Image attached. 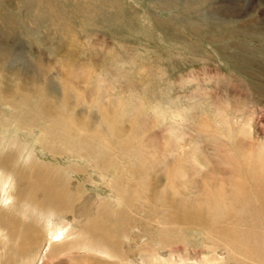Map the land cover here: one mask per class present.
<instances>
[{
    "label": "rangeland",
    "instance_id": "374dc122",
    "mask_svg": "<svg viewBox=\"0 0 264 264\" xmlns=\"http://www.w3.org/2000/svg\"><path fill=\"white\" fill-rule=\"evenodd\" d=\"M32 1L6 0L7 4L0 0L1 49L10 46L7 51H12L14 54L10 59L17 57V62L25 67L27 65L31 68L30 63L41 67L46 65L45 67L50 71L47 77L51 78L46 77L47 82L57 83L60 88L61 82H64L68 89L74 90L75 92L72 93L79 96V101L72 105L69 104L70 101L67 102L70 111L73 109L77 112L84 106L92 110L99 109L103 118L99 122L100 125L89 131L90 135L94 136L93 139H97V135L100 138L105 137L106 140L111 139L113 134L118 133L121 136L116 137V143L111 145L112 153L105 152L101 148L100 151L97 150L103 153L101 155L109 154L107 158L111 157L112 165L109 166L108 180L105 173L95 171L86 165L83 158L79 157L80 154L75 153L77 151L53 154L35 142L32 151L35 158L31 161L33 164L36 162L37 165L44 166L47 171L30 187L27 188L28 184L21 187L22 193L32 199L25 196L23 199L18 198V195L15 197L16 192L13 199L15 201L28 199L31 205H34V202L39 205L36 200L39 197L35 196L36 198L33 199L32 195L35 194L26 193L25 190L42 193L44 181L58 183L63 191L72 194L71 198L68 197L73 199L72 203L70 200L68 202L71 204L70 209L59 212L49 203L51 207L46 205L44 209L39 205L40 209L37 208L39 211H35L36 207L30 206V212L35 211L34 217L41 223L38 226L36 222L37 227L42 228L43 221L63 220L69 221L71 229L75 228L79 231L90 233L97 229L103 230L109 236L115 232L113 235L116 237L122 235L124 240V244L117 246L116 250L130 259L125 264H140V262L142 264V260L158 253L165 257L171 256V259H179L182 257L181 254H187L190 260L195 261L204 253H214L212 247L218 248L217 252L220 253V257L227 259L226 263L234 261L233 258L246 248L243 246L245 241L253 243L254 234L260 236L259 224L248 220L244 222L245 225L235 222L227 225L225 221H221L217 225H223L222 227H210L217 237L221 238L226 228L239 240L233 244L234 253L230 256L224 242L220 241L222 245H217V238L208 236V227H202L203 225L197 220L206 222L207 219H211L216 222V219L222 218L223 215L235 212L238 214L237 217L242 216L244 220L252 219L255 215L254 208L258 207L259 210L260 204L264 205L262 200L264 199L262 197L264 195V96L254 89L257 83L258 86L264 84V37L262 40L256 39L257 37L246 39L249 41L247 49L250 48L251 51H247L249 58H253V55L254 59L258 57L255 62L251 60L246 62L242 54L244 50L232 46L231 42L234 39L211 41L209 35L212 32L206 31L204 35H194L187 28L176 30L180 29V26L172 19L175 11L155 10L150 0ZM247 1L252 3L251 0H246L245 5L249 4ZM224 2L221 0L214 5ZM262 4L264 5V2ZM251 5L246 8L247 12H244V16L250 17L247 23L251 22L252 29L259 30L263 34L264 13L262 9L254 10ZM242 18L239 17L236 22H240ZM163 20L169 21L170 26L160 25ZM10 25L15 27L17 35H11L14 31L10 29ZM240 54L241 57H238ZM90 70L93 79L87 78ZM68 71L69 73L74 71L72 78L75 74L78 78L71 79L72 81L67 79ZM94 79H100L101 85L93 83ZM100 90L107 91L108 94L103 93L102 97L99 93L97 97L95 91L101 92ZM109 96L111 103L104 105ZM59 111L56 113L58 115H55L59 119H64L65 113L60 115ZM108 114L111 115L107 116ZM179 114H182L183 118ZM107 117L111 118L105 119ZM83 121L88 125L91 118L87 115ZM85 124L81 125V128L87 136L88 126ZM77 128L73 127L74 130L81 131ZM18 132L16 135L24 143L31 142L32 136L29 133ZM24 137H27V141ZM132 163L141 170L139 177L134 175L133 170L132 173L128 171ZM19 165L25 167L22 158L18 161L17 167ZM232 169L241 172L246 187L247 196L245 195L246 198L242 196L245 199L237 202L238 207L233 205L236 207L234 208L231 205L230 208L225 204L221 206L219 200H216L211 214L198 210V214L203 212L202 215L207 216L202 220L194 218L191 224L195 226L188 225V228L191 231L203 232L195 234L188 241L183 239V234L178 230H174L175 233L168 228H164L166 232L162 230L165 222L168 223V227L172 224L174 227L176 225L172 223L168 214L177 210L172 209V205L165 202L166 199H163L165 195L179 194L191 202L203 199L204 193L205 196L215 194L214 198L222 195L229 202L234 200L233 197L238 195L240 188L237 182L238 186L236 185L235 188L239 190L234 191L236 180L232 178L234 177L231 174ZM19 184L21 185L20 180ZM130 188L138 191L148 190L152 202L144 199V192L138 194ZM150 188L153 190L151 191ZM230 189L235 192L234 196ZM119 196L120 200L122 198L124 200L120 201ZM246 199V202L250 203L248 209L245 207L247 203H242ZM127 200L131 201L130 206L126 204ZM259 200L260 203L257 202ZM232 208L234 210H231ZM55 211L57 213H54ZM44 214L48 217L46 218ZM116 221H119L118 224ZM136 225H139L141 230ZM91 226H94V229ZM131 226L134 228L131 229ZM125 228L130 230L128 239L124 238L123 233L121 234V230ZM118 229L120 232H117ZM165 234H172V238L184 241H174L166 245L163 242V240L167 241ZM107 241L109 240L104 238L103 245L111 248V243ZM141 244L145 246L143 249ZM18 247L19 245L8 250L9 256H15L17 261L12 263L8 259L4 261L5 264H19L23 255L28 253L19 250ZM79 255L81 258L90 256L88 261L90 263L87 264L107 262L103 261L104 258L101 256L92 258L89 253ZM59 262L75 264L69 255L65 261H47L45 264ZM0 264H2L1 260ZM232 264L236 263L232 262Z\"/></svg>",
    "mask_w": 264,
    "mask_h": 264
},
{
    "label": "bare ground",
    "instance_id": "6f19581e",
    "mask_svg": "<svg viewBox=\"0 0 264 264\" xmlns=\"http://www.w3.org/2000/svg\"><path fill=\"white\" fill-rule=\"evenodd\" d=\"M9 1L11 2L14 0H9ZM30 1H32V0H30ZM219 1H221V0H150V2H151L150 4H152V8L155 10H168V11L173 10V11H175L174 14L172 15V19H174V21H176L178 23V25L180 26V29H176V28H174V29L181 31L182 28L183 29L187 28L189 30V32H193L194 35H204V32H206V31H208L210 33L212 32V34L209 35V40H211V41H215L216 39H217V41L218 40L224 41L226 38L234 39V41H232L231 44L234 48L239 47V48H242L244 50V53H242V54H244L243 56H245V57L243 59L246 60V62H248L249 60L255 62L256 58H258V57H256L254 59V55H253V58H249L248 52L250 51L249 50L250 48L247 49V45H248L249 41H247L246 39L249 38L251 40V39H254L257 37L256 39L260 38L262 40V38L264 37V33L262 34L259 30L256 31L255 29L251 28V22L247 23V20L250 17H245L244 12H247L246 8H249L248 5L252 4L254 10L255 9L256 10L262 9V12L264 13V5L262 4L264 1L263 0H251L252 3L247 1L249 4L245 5L244 3H246V0H226L225 2L223 0L224 3L217 5V6L214 5V4H218ZM4 2L7 3L6 0H3V3ZM32 2H34V1H32ZM252 5H251V7H252ZM254 13L256 14V11H254ZM249 14H250V12H249ZM239 17H243V18L241 20H239L240 22H236ZM157 20H159V19H157ZM160 20H162V19H160ZM159 24L160 25L167 24L168 26H170V22L167 20H163L162 23H159ZM10 29L14 31V33H11L12 36L14 34L17 35V33H15L16 29L13 25H10ZM259 47L261 48V45ZM7 48L9 49L11 47L6 46V49H4V48L1 49V47H0V243L2 244V247L0 248L1 249L0 250V260L2 261V264H5L4 261H8V259L12 263L14 261H17L15 256H13V255L9 256L8 250H9V248H14L18 245H19V247H18L19 250L29 253V255H28V253H25L23 255V257L19 261V264H45V263H47V261H65V259L68 255H69V258L71 259V261H73L75 264L90 263V262H88L90 256L89 257H83L82 256V258H83L82 259L81 257H79L80 253H83V254L89 253V254H91L92 258L96 257V256H101L102 258L105 259V260L103 259V261H107L104 264H125V262L127 260H130V259H127L126 255H124V254L122 255L121 252L116 250L117 246H122V244H124L123 243L124 240L122 239V235H121V237L118 236L120 239L118 237H116L115 235H113L115 232L111 233V236H109L108 234H106V232L104 233L103 230L100 231V230L94 229V226H91V228H93L94 230H92V232H90V233H88V231L85 232L84 230L79 231L75 228L71 229V225L68 224L69 221L65 222L63 220H60L59 222H57V220L56 221H51V220L43 221V227L42 228L37 227V225L39 226V224H41V223H39V221H37L35 219L34 213L37 210V208L39 207V205H41L40 206L41 208H44L46 205L49 206V203H50V205H53L52 207H55L56 210H58L60 212V211L66 210V209H70L71 204H68V202H69V200L71 202L73 199L72 200L70 199L72 194L69 195L68 193L63 191V189L60 187V185L58 183H50V181H44L43 182L44 191L42 193L32 192L30 189L25 190L26 188L24 187L25 188L24 190L26 193L35 194V195H32V196H34L33 199L36 198L35 196L39 197V198H36L39 205H37L34 202V205L32 204L33 205L32 206L30 203L31 201L28 200L30 196L26 197L27 194L25 193L26 195H24L22 193L23 190L21 187L24 184L25 185L28 184V185H26L27 188L30 187L36 181L37 178H39L40 176H43L45 174V172L47 171V170H45L44 166L37 165L36 162H34V164H33L31 161L33 158H35L33 153H32L33 148H35L34 143L35 142L39 143L40 146L44 148V150H46L47 152H51L53 154H62V153L67 154V152H69V151H71V152L77 151L75 153L80 154L79 157L83 158V162L86 163V165H88L90 168H92L95 171H102V173H105V175L107 177L106 179L108 180V175H109L108 172L110 171L109 166L112 165L111 164L112 163L111 157L107 158L109 154L108 155H101L103 153L97 152V150L100 151V148H101V150L110 153L112 151L111 145L116 143V137L118 138V136H121V135H119L118 133L113 134V135L110 134L111 139L109 138L107 140L105 139V137L100 138V136L97 135V139H93L94 136L92 137L90 135L89 131L91 129L95 128V126L98 125L100 120L103 118V115L99 111V109L96 108L97 110H92L91 108H87V106H84L80 110H78L77 112L75 110L73 111V109L70 111V108H68L69 105L67 106V102L70 101L69 104L72 105V104H75L76 102L79 101V96L75 93H72L75 91L72 89H68L64 82H61V85H60L61 88L58 86L57 83L56 84L50 83L49 79H48L49 82H47L46 77L49 75L50 71H48L49 69H47L45 67L46 65H44V67H45L44 68V67H41L38 65H34L33 63H30L31 68H29V67H27V65L25 67L22 63L17 62V57L14 59H10L11 58L10 56H12L14 54L12 51H7ZM254 49H256V48H254ZM242 54L238 55V57H241ZM258 60H260V58ZM83 63L86 64V62H83ZM260 64H261V61H260ZM17 65H19V66H17ZM262 66H263V64H262ZM82 67H81V69L85 68V67H83V68ZM93 67H94V65H93ZM258 67H256V68H258ZM73 72L74 71H72V73ZM90 72H91V70L89 71L87 78H92V76L90 75ZM251 72H253V71H251ZM72 73L71 72L69 73V71H68L67 79L71 80L74 78H76V79L78 78L77 74H75V76L72 78ZM99 76H101L102 79L104 78L102 75H99ZM47 78H50V76ZM256 78H257V75H256ZM258 78H259V76H258ZM263 81H264V79H263ZM93 83H96L99 86L101 85L100 79L99 80L94 79ZM257 84L259 85V83H257ZM258 85L254 86L255 91L264 96V84H263V86H261V85L258 86ZM91 88H93V87H91ZM67 92H71V93H67ZM95 93L97 94V97L99 96V93L102 94V97H103V93L108 94L107 91L106 92L95 91ZM81 94H84V93H81ZM93 98L94 97H92V99ZM107 98H106V102L104 103V105L107 103L108 104L111 103L110 96ZM93 101H94V99H93ZM58 111H59L60 115H62L63 112L65 113V116L63 117L64 119H59L56 116V115H58V114H56V113H58ZM87 115L91 118L90 124H88V125L85 124L83 121L84 117ZM109 115H111V114H108L107 116H109ZM114 115H115V113H114ZM179 116L181 118H183L182 114H179ZM110 118L107 117L105 119H110ZM44 124H48V125H44ZM83 124L88 126L87 136L84 135V133H83L84 129L81 128V125H83ZM107 125L108 124H106V126ZM122 125H124V124H122ZM73 127H78L81 131H76L73 129ZM55 128L57 130H54ZM78 128H77V130H78ZM105 130H106V128H105ZM18 131H20V133H22V132L29 133L32 136V137L30 136L31 142H29L27 144L24 143L23 140L20 139L18 135H16V133ZM18 134H19V132H18ZM27 137H29V136H27ZM27 137L26 138L24 137L25 140L27 139ZM179 137H181V136H179ZM28 141H29V139H28ZM107 141L109 144L106 145ZM130 142H132V141H130ZM133 142H134V140H133ZM130 144H132V143H130ZM135 148H134V151H135ZM103 151H101V152H103ZM113 153H114V151H113ZM104 154H106V153H104ZM20 158H22V162L25 165L24 168L21 167L22 165L21 166L19 165L17 167V163L20 160ZM106 158H107V160H106ZM116 158L118 160V157H116ZM114 161L116 162V160H114ZM119 162H120V160H119ZM37 163H39V162H37ZM235 167L239 168L238 165H235ZM140 168H141V166H140ZM132 170L134 171V175L139 177L141 170L136 168L135 165H133V163H132L131 167L128 169V171L130 173H132ZM231 172H232L231 174L234 175V177H232V178H234L236 180V182L232 181V183L235 182L234 183V191L235 190L238 191L239 188H240V190H239L238 195L236 197H233L234 200H231L230 202L227 201V199L224 198L220 194H219L220 197L214 198L215 194H214V196H212V194L205 196L206 193H204V194L202 193L204 195V198L201 199L200 201H194V202H191L190 200H186L185 198L181 197L179 194H177L176 196H174V195L172 196L170 194L165 195L164 196L165 198H163L164 200L166 199L165 202L168 205L170 203L172 205V209L177 210V211H174L175 213H169L168 214L169 218H171L170 220H172V223H174L176 225L174 227L172 224V226L170 225V227H168L167 226L168 223L165 222L163 224V226L161 225L163 228L162 230L163 231L166 230L164 228H168L172 232L174 230H178L179 232H181V234H183V239L188 241V239L190 240L195 234H198L199 232H203L200 230L199 231H197V230L191 231L188 228V225H194V224H191V222H193L194 218L202 220L205 216H207L206 214H205V216L202 215L203 212L201 214H198V212H199L198 210H203V211H205V213H210L214 208V201H216V200H219V203L221 204V206H223L224 204H225V206L229 205V207L231 205L237 206L236 205L237 202L243 200L244 197H242V196H245V195L247 196V194L245 192L246 187H245L244 179L241 176V172L238 169H232ZM263 172H264V170H263ZM140 177H142V176H140ZM19 180L21 181V185L19 184ZM113 182H115V181L113 180ZM237 182H239L238 183L239 188L236 189L235 186L236 185L238 186ZM232 183H230V184H232ZM232 187L230 186V188H232ZM64 188H65V186H64ZM130 189L133 190L135 193H138V194H140V192H144L145 193L144 199H146V201H148V202H152V199H151L152 197L150 198V193L148 192V190L138 191L137 189H134V188H130ZM152 190L153 189H151V191ZM174 191L175 190H173V192ZM230 191H231V189H230ZM15 192H16L15 197H17V195H18V198H22V199L26 197V198H28L27 201L25 199L24 200L20 199L21 201H15L13 199L14 198L13 195H15ZM121 192H122V190H121ZM213 192H215V190ZM231 192H232L231 194L234 196L235 192H233V191H231ZM116 193H117V191H116ZM129 193H132V192H129ZM221 193H222V191H221ZM151 194H157V193H151ZM231 194H230V196H231ZM159 195H161V194H159ZM246 196H245V198H246ZM257 196H260V195H257ZM68 197H70V198H68ZM262 197H264V195ZM262 197H260V198H262ZM118 199L120 200V196ZM36 200H34V201H36ZM121 200H124V199L122 198ZM158 200L160 201V199H158ZM262 200H264V199H262ZM246 201H247V199L244 200L242 203L246 204L247 203ZM257 202L260 203V200ZM255 203H256V201H255ZM261 203H263V202H261ZM73 204H74V202H73ZM126 204H128V206H130L129 204H131V201L127 200ZM249 205H250V203L248 202L245 206L246 209L249 208ZM260 205L261 206H259V210H257L258 207L254 208L255 209V215H254V218H252V219L248 218V219L244 220L242 218V216L237 217L238 214H236V212H235L233 214L223 215L222 218L216 219V222H215V220H213L214 223L211 219H209V220L207 219L206 222L197 220L198 223L203 225L202 227H204V226H205V228L208 227V230H207L208 236H215L217 238L216 239L217 245L221 244L220 241L224 242V246H226L227 251L229 252L230 256L234 253V251L232 249L233 244L237 243L239 240L235 237L234 234H230L229 229H227L228 230V232H227L226 228L223 230V236L221 238L217 237L211 231L210 227H222L223 225L222 226L217 225V224H220L221 221L222 222L225 221L227 223V225L234 223V222L236 224L241 225V224H244V222H246L248 220H251L252 222L259 224L260 236L254 234L253 243H248L245 241L243 244L244 247L246 246V248H244L245 250L243 249L238 256H235L233 258L234 261H228V263H226L227 259L224 257L223 258L220 257V255H219L220 253H218L216 250L218 248H213L211 246L212 249H214V253H211V254H209V253L205 254L204 253L202 256H200L199 260L192 261V260H190L189 257H187V254H181L182 257H180L179 259L178 258L171 259L170 258L171 256L165 257L162 254L158 253L156 255L153 254L154 256H150L149 257L150 259L145 258L146 260L145 259H144V261L142 260V264H232V262H235L236 264H264V205H262V204H260ZM30 206L36 207L34 212H30V210H31ZM40 207H39V209H40ZM49 207H51V206H49ZM46 208H48V207H46ZM234 208H236V207H234ZM39 209L37 211H39ZM50 209H52V208H50ZM71 210H72V208H71ZM151 210H149V211H151ZM231 210H234V209L232 208ZM184 211H186V212L184 213ZM54 213H57V211H55ZM61 213H59V214H61ZM148 215H150V214H148ZM45 216H44V218H45ZM210 216H212V215H210ZM47 217L48 216H46V218ZM145 217H147V216H145ZM36 218H38V217H36ZM159 218L161 219V217H159ZM28 219H30V221ZM151 220L153 221V219H151ZM154 221L156 222V219ZM239 221H241L242 223H240ZM36 222L38 223L37 225H36ZM116 222L118 224L119 221H116ZM114 224H116V223L114 222ZM120 226L123 227L121 224H120ZM136 226H138L139 230H141L139 225H136ZM7 228H9V230H7ZM133 228H134V226H131V229H133ZM250 228H251V226H250ZM81 229H84V228H81ZM119 229L117 232H120ZM129 231L130 230L126 229V228L121 230V234L123 233L124 238H126V239L129 238L128 237ZM164 232H166V231H164ZM158 233H160V231ZM173 233H175V232H173ZM161 236H163V235H161ZM171 236H173V235L172 234H165V239L167 241L163 240V242L166 243V245H168L170 243H174V241H176V242L179 241L176 238H172ZM259 237H261L262 239L260 240ZM104 238L109 240L107 242L111 243V248L103 245L102 241L104 240ZM19 239H20V243H19ZM208 240H209V238H208ZM182 241H184V240H182ZM98 244H100V245H98ZM140 246H142V249L145 247L144 244H141ZM64 257H65V259H63ZM55 258H57V259L55 260ZM148 259H149V261H147ZM93 260H95V259H93ZM93 260H92V262H93ZM58 264H63V262H61V263L59 262ZM140 264H141V262H140Z\"/></svg>",
    "mask_w": 264,
    "mask_h": 264
}]
</instances>
